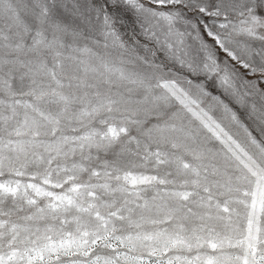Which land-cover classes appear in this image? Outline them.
Here are the masks:
<instances>
[{
  "label": "snow or ice",
  "instance_id": "snow-or-ice-1",
  "mask_svg": "<svg viewBox=\"0 0 264 264\" xmlns=\"http://www.w3.org/2000/svg\"><path fill=\"white\" fill-rule=\"evenodd\" d=\"M0 264H264V0H0Z\"/></svg>",
  "mask_w": 264,
  "mask_h": 264
}]
</instances>
